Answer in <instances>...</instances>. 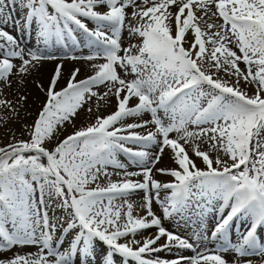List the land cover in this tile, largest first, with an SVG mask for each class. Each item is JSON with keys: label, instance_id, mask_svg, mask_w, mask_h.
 Wrapping results in <instances>:
<instances>
[{"label": "snow or ice", "instance_id": "1", "mask_svg": "<svg viewBox=\"0 0 264 264\" xmlns=\"http://www.w3.org/2000/svg\"><path fill=\"white\" fill-rule=\"evenodd\" d=\"M10 5L16 7L15 0H0V25L34 26L43 48L25 50L0 28V82L11 86L14 59L21 61L20 74L44 60L104 62L92 64L95 73L83 80H76L80 69H74L66 87L56 91L58 64L36 119L25 126L29 139L0 147V252L18 250L0 264H90L97 256L100 264H114L116 256L122 264H228L221 253L229 251L235 253L232 264L264 258V0H21L23 28ZM77 30L83 40L74 37ZM124 31L134 41L127 47L121 43ZM189 31L192 42L186 40ZM69 40L71 52L61 57L52 51L54 45L67 50ZM241 80L255 86L253 95L240 88ZM100 86L106 88L102 94L94 90ZM109 95L117 100L113 113L45 147L66 125L76 127L92 98ZM0 106L16 110L12 101L0 99ZM130 118L137 122L126 123ZM149 125L154 130L146 134L135 131ZM189 144L204 168L190 158ZM165 149L175 168L155 167ZM121 154L138 170L129 172ZM109 167L121 171L110 173ZM154 169L171 179H155ZM113 174L120 179L113 181ZM138 192L144 216L134 215L129 200ZM213 211L217 219L209 236L206 220ZM164 221L191 222L198 230L185 237ZM244 222L232 243L230 230ZM149 229L155 234L135 239ZM202 242L215 247L200 248ZM33 247L35 252L23 251ZM174 250L195 254L171 260L153 255Z\"/></svg>", "mask_w": 264, "mask_h": 264}, {"label": "rangeland", "instance_id": "2", "mask_svg": "<svg viewBox=\"0 0 264 264\" xmlns=\"http://www.w3.org/2000/svg\"><path fill=\"white\" fill-rule=\"evenodd\" d=\"M15 3H16V6H21V0H15ZM15 10H17L19 12V11H22V9H20L19 7H11V5H10V11H11V14H12V16L14 18L17 17V14H16ZM170 10L172 12H175L177 9H176L175 6H172ZM8 11H9V9H6L5 10V14H7ZM129 11H131V9H129ZM25 13H26V9L23 8V12L21 13L22 15H21V17L19 16L22 28H23V20H24ZM82 19H84V18H82ZM205 20H207V17H205ZM85 22L88 23L89 28L93 27L92 23L88 22L87 20H85ZM209 22L219 23L221 21H209ZM200 26H201L202 29L206 30L204 21L200 22ZM174 27H175V25L173 24V29H174ZM0 28H3L5 31L9 32L10 34L13 31V26L10 25V24L9 25H0ZM30 31H31V27H28L25 30V33L22 30V34L20 36V39H18V41L20 42L21 46L25 50H27V49L35 50L37 48L42 49L43 48L42 44L41 45L36 44L35 45L36 47L32 46V45H29L30 44V39H31ZM212 31H215V29H212ZM78 33H79V31L77 32L76 35H74V33H73V35H74V37L76 39H79L78 38ZM37 38H39L38 34H37ZM186 40L189 41V42H192L194 40V36L191 33V31L186 33ZM132 42H134V41L129 38V35H128L127 31H124L122 33V41H121L122 45L127 47ZM68 43H69V48L67 50H65L62 45H54L53 48H52V51L57 56L63 57L65 55L66 51L67 52H71L72 51V49H71V40H69ZM184 46L187 48L189 45L185 44ZM206 47L209 48V50L211 49V45L210 44H207ZM75 54L80 55L81 51L78 50V51H76ZM83 54H87V49L86 48L83 49ZM120 54L123 55L122 52ZM12 62L14 63V65L16 67L13 69V74L10 75V77H13L14 75H19L18 69H19V67L21 65V61L19 59H14ZM103 62H104L103 60H95V61L89 62V61H84V60L58 59V60H44L40 64L41 65H47L49 67L48 68V74L51 75V73H52L51 79H52V77H53V75L55 73L56 66L58 64L62 65L61 76H60V78H59V80L57 82L56 88H55L56 91H59V90L63 89L64 87H66L67 82L70 79L71 73L73 72L74 69H77V68L80 69L79 73L76 76V80H83V79H85V78H87V77H89V76H91V75H93L95 73L96 69L91 66L92 64H99V63H103ZM239 67L241 69H245V65L243 63H240ZM120 74L123 76L122 72ZM219 75L222 76L226 80L231 79V81L234 82V78H229L223 72H221ZM10 77H9V79H10ZM127 78L130 79L132 77L129 76ZM51 79H50V81H51ZM48 80H49V77L47 79V82H48ZM49 86H50V82H48V88H49ZM239 86H240V88L242 90L246 91L248 93V95H250V96L255 93V90H256L255 86L251 85V84H248V83H246L243 80H241ZM3 88H5V83L4 82H0V99L11 101V98L9 97L7 91L3 90ZM94 90H96L98 93L102 94V93H104L106 91V88L104 86H100L99 88L94 89ZM45 100H46V98H45ZM44 101H42L36 107L21 105L20 108H18V106H17L15 111H13V110H11V109H9L7 107L0 106V147H3V146L7 145L10 142H15V140H28L29 139L25 126H31L33 124L34 120L36 119V117L38 115L39 110L41 109V107H42V105L44 103ZM107 103H108V105H107ZM135 103H136V101H135V99H133L132 101H130V106H134ZM15 106H16V104H15ZM88 107H91L93 109V111L91 113H88L86 111V109ZM102 107H105V108H102ZM106 107H107V109H106ZM116 107H117V100H116V97L114 95H109L105 100H98L97 98H92V100L89 101V103L85 105V108L82 109L79 112L78 116L76 117V119L74 121L76 127L73 128L72 125H66V127L64 129L60 130L57 139L53 140L50 143L46 142L45 147L52 148L54 146V144L56 142H58V140H61L66 135L71 134L77 128H80L82 126H86L88 124L93 123L97 116L103 117V116H107V115L113 113L116 110ZM143 119H149V115L145 114ZM134 122H137V121L135 119H131V118L126 121V123H134ZM149 129L154 130L153 126L149 125L147 128L136 129L135 131H138V132L146 134ZM175 135H176L175 133L171 134V136L173 138H175ZM13 137H14V139H13ZM181 143H183V142H181ZM132 147H135V146H132ZM185 147H186V151L188 152L190 158L193 161H196L197 159L199 161H201V159L198 158L194 154L191 144L185 145ZM152 149L154 151L153 153H155L157 151V149L155 147H153ZM207 149H208V145L207 144H204V143L200 144V150L201 151H207ZM215 155H216V153H212L213 157H215ZM224 158L227 159V157H224ZM119 159H120V161L122 163H125L127 165V170L129 172H134V171L138 170L137 166L135 164H132L127 159V157H125L123 154H121L119 156ZM156 166H159V168H167V169H172V168L176 167L175 164L174 165H165V164H163L161 162L156 164ZM198 167H200V166H198ZM204 167H205V165L202 164V166L200 168H204ZM108 171L110 173H115V172H118V171H121V170L113 169V168L109 167ZM111 179L113 181H117V180L120 179V177L115 175V174H113L111 176ZM131 179L139 180V179H142V177H131ZM170 179H171V177L166 178L165 180H170ZM157 180H159V179H157ZM161 181H164V180H161ZM100 183L101 184H104V183L106 184L107 183V178L102 179L100 181ZM35 196H36L37 199H39V189L38 188H37V191L35 193ZM129 200L134 205V208L138 207V209H139V206H137V205H141L143 203V193L142 192H138L136 194H133L129 198ZM49 204L52 205V208H50V210H49V215H51L50 213L54 209V204H53V201L50 200V199H49ZM153 209H154V211L157 212L158 215L160 214L159 207H158V205L155 204V202L153 203ZM55 212H57V209H55ZM141 213L143 215L146 214L145 210H143V209H141ZM216 219H217V216L216 217H210V216L207 217L206 225H207V230H208L209 236H210V230L212 228V225L216 222ZM168 222H170V221H168ZM164 226L166 228H168L169 230L176 231L180 235L185 236V237H187V236L191 237L193 235V232L198 230L197 228L194 227V225L191 222H189L188 224H184L183 222H181L180 225L177 226L175 221H171L170 225L164 224ZM246 227H247V223L246 222L237 223V227L233 228V231H237V233H238L236 235L237 238L240 237L241 233L244 232ZM149 232L153 233V232H155V229H149ZM259 239H264V232H261V235H260ZM232 243H236V241H232ZM210 244H212V245H210ZM213 244L214 243H211V242L210 243L209 242H202L200 244V248H204V247L207 246V248L212 249V248L215 247V244L214 245ZM25 249H27V248H25ZM6 251H8V250H4L3 252H6ZM35 251H36V249L34 248L33 252H35ZM185 251L186 252L180 253L178 255L182 254V255H185V256H192V255L195 254V253H193L190 250H185ZM231 252L232 251H229V252H226V253H221V255L228 261V264H232V261L235 258V253L234 252L231 253ZM230 253H231V256L229 257ZM175 257L176 256L170 257V258L169 257H162V259L171 260V259H173ZM8 258H11V256L7 257V258H5V256H2V258L0 257V259H8ZM243 258H244V260L251 259L254 262V264H262V261H264V258L257 257V256L243 257ZM241 260L243 261L242 258H241ZM130 263H132V262H130Z\"/></svg>", "mask_w": 264, "mask_h": 264}, {"label": "bare ground", "instance_id": "3", "mask_svg": "<svg viewBox=\"0 0 264 264\" xmlns=\"http://www.w3.org/2000/svg\"><path fill=\"white\" fill-rule=\"evenodd\" d=\"M16 7H19L20 9H22V11H19V12L17 10H15L17 17L19 18V16L21 17V15H22L21 13L23 12V7H21V6H16ZM97 10L103 11V9H97ZM21 28H22V26H21ZM23 31L25 33V30H23ZM11 34L14 37H16V39L18 40V39H20V36L22 34V30H17V28L13 26V31ZM30 34H31V39H30L29 45H32V46H35L36 44L41 45L40 39L37 38V31H36L34 26H31ZM78 38L80 40H83V38H84L83 34L79 32ZM48 68L49 67L47 65L39 64L38 67L30 69V71L26 74H20L19 73V75H14L13 77H10L9 80H10L11 86H8L7 84H5V88H3V90L7 91L9 97L11 98V101L14 104H16V107L18 106V108H20L21 105L36 107L42 101L45 100V98H46L45 92L48 89V82H50V79L52 76V73H51V75L48 74ZM48 77H49V80L47 82ZM37 85H42V88L38 87ZM21 96H26L27 100L26 101H19V98ZM107 105H108V103H107ZM102 108H105V107H102ZM106 109H107V107H106ZM151 151L154 152L153 149H151ZM161 163H163L165 165H174L173 157H172L170 150L165 149V152L161 158ZM195 163L200 167L203 164L198 159L195 161ZM155 167L159 168V166H155ZM153 175H154L155 179H159L160 181L165 180L166 178H169L168 176H164V175H161L160 173L156 172L155 169L153 170ZM161 198H163V193L161 194ZM137 206H139V209H138V207L134 208V215L138 214L139 216H144L141 213L140 205H137ZM50 214L52 215V212ZM60 214H61L60 210L57 209L56 215H60ZM208 216L215 217V211L209 213ZM164 224L170 225V222L164 221ZM154 234H155V232L150 233L149 230H145V231H143V233L137 234L135 239L142 241L145 237H147L149 235H154ZM237 234H238L237 231H233V229H232V231L230 232L231 241H236V243L238 242L240 237L237 238L236 237ZM262 240H264V239H262ZM121 242L123 243L125 241L121 240ZM210 245H212V244H210ZM65 247H67V244H65ZM133 247H137V246L134 245ZM33 250H34V247L24 249L23 251L24 252H33ZM61 250H63V249H61ZM16 251H18V250L12 249L11 251L0 252V257L1 258H2V256H5V258L10 257V256L12 257ZM184 252H186V251H183L182 253H184ZM231 253H233V252H231ZM231 253L229 254V257L231 256ZM178 254H180V253H178L174 250L172 253L161 252V253H155L153 255L159 256L160 258H162V257H169L170 258V257L177 256ZM101 259H102L101 256H97L96 260L90 262V264H100ZM242 259L244 260V258H242ZM114 264H122V258H120L119 256H116L114 259ZM129 264H132V263L129 262Z\"/></svg>", "mask_w": 264, "mask_h": 264}]
</instances>
